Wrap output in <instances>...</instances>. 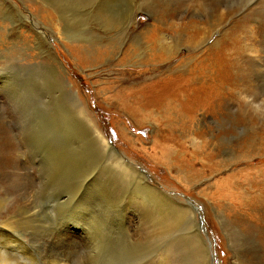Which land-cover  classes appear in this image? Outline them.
Here are the masks:
<instances>
[{"label": "rangeland", "instance_id": "1", "mask_svg": "<svg viewBox=\"0 0 264 264\" xmlns=\"http://www.w3.org/2000/svg\"><path fill=\"white\" fill-rule=\"evenodd\" d=\"M6 1L51 48L57 60L40 55L35 49L37 36L29 37L26 33L18 36L4 21L7 7L5 0H0V244H6L0 245V264H108L109 197L117 189L121 191L122 185L114 176L116 173H112L114 162L110 160L111 169L106 164L107 155L94 168L78 160L79 145L90 140L89 130L70 94L49 73V67L55 64L59 67V62L86 96L84 99L97 126L118 148L120 159L142 173L155 189L195 213L203 249L207 247L210 251L209 264H235L231 245L234 251L244 247L241 252L245 255L255 252V242L249 235L245 236L244 244L228 242L230 226L216 211L222 212L224 205L220 201L229 200L230 192L245 191L264 199V167L245 170L227 182L204 188L238 169L264 164V155H255L253 159L243 156L264 151V0H188L190 9L186 6L189 2L183 0H105L101 7L93 6L97 0H72L70 22L78 30L67 46L56 33L57 15L43 7L42 0ZM133 3L147 6V11L151 9L155 15L162 14V27L189 23L186 32L193 34L194 39L202 33V19L213 18L215 7L221 6L224 16L213 20L220 26L219 33H212L206 45L211 46L219 39V46L227 54L238 50L235 78L222 80L216 75L213 55L218 48L214 47L207 50L211 56L206 51L191 68L181 71L177 68L179 71L164 74V77L188 74L186 97L205 87L195 93H203L208 99L206 105L196 102L194 111L184 115L178 110L184 99L175 98V102L167 103L169 106L157 107L151 113L154 115L143 116L134 110L137 115L133 116L130 106L137 102L138 86L131 87L134 91L123 89L128 82L124 81L141 80L139 76L157 67L155 76L146 78V84L142 85L145 87L157 79L166 65L179 63L187 49L171 62L154 58L150 65L138 64L126 55H117L107 62V53L92 61L86 58L88 52L76 40L83 39L95 20L106 21L104 25L110 32L113 20L116 25L120 23L122 14L129 12ZM92 8L94 15L98 14L95 17ZM147 11H138L130 28L138 30L147 23L150 20ZM158 39L152 38L157 50ZM237 56L233 54L232 58ZM126 133L134 136V141ZM161 135L165 137L163 142ZM193 136L202 142L192 144L189 140ZM232 156L247 160L231 163ZM133 190L128 184L118 194H132ZM22 202L26 205L20 210L17 205ZM237 208L257 216L253 208H241L240 203ZM76 219L83 226L76 225ZM117 220L116 228H123L127 238L142 249L151 240L156 247L162 238L137 228L139 219L134 209L125 224ZM186 235V230L179 229L167 239L163 237L164 242L160 240L156 249L159 251L152 252L148 258L149 264H158L163 249L171 241L172 251L177 252L172 254L173 264L193 262Z\"/></svg>", "mask_w": 264, "mask_h": 264}, {"label": "bare ground", "instance_id": "2", "mask_svg": "<svg viewBox=\"0 0 264 264\" xmlns=\"http://www.w3.org/2000/svg\"><path fill=\"white\" fill-rule=\"evenodd\" d=\"M71 1L72 0H42V6L57 15L59 19L58 21L59 24L56 25V29H57L56 33L59 39H61L64 45L66 46L69 44V41L73 40L71 39V36L76 37V31L78 30L76 28L77 30L75 31V29L73 28L70 22L71 21L70 11L72 10L69 9L70 8L69 6ZM103 1L105 0H97L96 3L93 4V6H96L98 4L101 7V4L103 3L105 4V2ZM183 2H189V4H187L186 6L190 9L191 2L188 0H183ZM5 5L7 7V10H6V19L4 21L12 26L13 30L17 32L18 36L22 34L25 35V33L28 34L29 37H33V35L37 36L35 49L40 53V55L43 58L57 60V55L51 50L50 47H48V45H46L40 39V37L37 34H35L32 31V29L28 26V24L20 17V15L12 8V6H10V4L6 0H5ZM131 5L132 6H130V11L125 14H122L123 16L121 18H123V20L119 21L120 23L116 25V20H113V23L111 24L110 28H112L113 26L114 27L110 32H108L109 29H106L104 25L106 21L103 23L102 22L103 19H101V22L95 20L92 26H90V28L83 34L84 35L82 37L83 39L80 40L79 38L76 40L78 41V45H80L82 48L86 50V52H88L87 56L85 54L86 58H90L92 61L97 60L99 57L104 56L107 53L108 55L105 58L107 59V62L113 61L114 57H116L117 55H126L129 58H132L131 61H136V63L138 64L140 62L141 64L147 63L145 65H150L152 64V60L154 58L171 62V59H173L177 55H180L183 49H187L186 53H184L183 56L181 55V59L179 63L174 64L173 62V65L172 63H170L169 66L166 65L161 70V73L157 76V79L153 80L152 82H148V84L145 87L142 85L146 84L145 83L147 82L146 78L150 77L152 74H154L155 76L157 67H151V69L148 72H145L146 73L145 75L142 74V76H139L141 80L132 79V80L124 81V82L127 81L128 82L127 85L123 86L124 87L123 89H129L130 91H134V88L131 87L135 85L138 86L137 90H135L136 92L135 100H137V102L136 104L134 103L135 105L130 103L132 104L130 106V108L132 109L130 110V112L132 113L133 116L136 117L137 112H140V114L143 116H148L152 112H154V110L160 105L162 107V105L164 106V104H167L171 100H172L171 103L175 102L174 101L175 98H179V100L184 99L180 105L181 108L178 109L180 113L184 115L187 112L189 113L194 111L196 102L198 104V102L200 101L201 104L206 105L208 99H206V97L202 95L203 93L202 94L195 93L197 91L198 92L203 91L205 87L201 86V88H198L197 91H194L193 93L191 92L186 97L185 94H187L186 93L187 87L185 85L188 84L186 82L187 79L189 78L188 74L181 73L176 75L175 74L166 75L165 77L164 74L179 71L177 68H181L180 71L191 68L192 64L198 62L199 60L198 58L201 55H205V53L209 52L207 50H211V51L214 50V47L218 48V51H216L215 55H213V58H216L213 61L215 67L217 68L216 75L219 77V79L222 80L224 78H228L229 76L235 78V75L237 73L236 71H238V67H239L238 65L239 60L237 56L238 50L237 51L231 50V55L227 54L228 51L226 49H222L219 46V42H220L218 41L219 39H216L213 44L211 43L212 44L211 46L206 45L208 44L212 33L213 34L216 32L219 33L218 30L220 26L216 25V22H214L213 20H216L218 18L221 20V18L224 16L221 6L215 7L213 12V18L205 17L202 19L201 23L204 26L200 28L202 29L203 34L202 33L198 34L200 35V37L198 39H194L193 34L191 35V33L189 34L188 32H186V27L189 23H181V22L179 24L170 23L169 25H166L165 28V26L162 27V25L164 24L162 14L155 15L151 9L147 11L148 10L147 6L140 5L138 3L137 4L133 3ZM141 10L142 11L146 10L147 12L150 13V20L147 23L141 25L138 30H134L133 28H130V24L132 21H134L133 19L136 17L138 11ZM94 14H95V9L92 10V16L95 17L96 15H98V14L96 15ZM184 28L185 30H183ZM206 28L207 31H204V29ZM194 33H196V28ZM152 38H159L158 42L160 44L159 45L160 47H158V50L157 48L154 47L153 45L154 41L152 40ZM186 43L189 44L187 45ZM155 49L157 51H155ZM210 54L212 53L209 52V55ZM233 54H235L237 57L232 58ZM79 60H81V58H79ZM129 63L136 64L135 62H129ZM120 64L121 63L119 64L113 63V65H120ZM59 65H60L59 67L56 64L55 66H50L49 73L51 74L54 80H56L57 82L61 83L64 86V88L72 97L74 104H76L78 111L84 116L83 119H85L84 121L88 125L89 133L88 132L87 133L90 136V140H87L84 142V144L79 145V152H78L79 155L77 154V156L79 157L78 160L83 163L85 162L91 164L94 168V166H99L102 163V160L107 155L109 158H107L108 161L106 160L107 161L106 164H108L109 167L110 166L112 167L111 163L114 162L113 163L114 166L112 168L114 171L112 170L111 171L112 173L113 172L116 173V175L114 174L113 175L117 176V180L120 181V184L122 185V187L120 186V188H122L121 191H123L124 189L126 190L128 184L132 185V187L134 188L132 194L123 193L122 195H119L118 193L121 191L117 192L118 191L117 189V191L109 197L108 212L110 217L109 219L110 223L108 226L109 241L107 242L106 245L107 263L108 264H133V263L138 264L144 261L143 264H149L150 260L148 258H150L152 252L159 251L156 249H158V244L163 241L162 240L163 237L164 239H167L172 234H174L176 230L184 229L187 231V235L185 236L187 237V241H186L187 249L189 248V251L193 252V254L191 255L189 254V252H186L187 255L193 257V262H191L190 264H209L208 259H209L210 251H208L207 247L206 250L203 249L204 248L203 239L199 234L200 232H198L199 229L196 225V215L192 211V209L178 202L175 198L165 193H162L160 190L155 189L148 182V180L142 173H139L138 170L136 171L131 165L124 163L120 159L119 157L120 155L117 152L118 148L114 145V143H110L105 138L102 131L97 126L93 118V114L90 108L88 107L87 102L85 101L86 96L80 91V89H78V87H76L77 85L75 86L76 83L71 79V77H69L68 72L66 68L63 66V64L59 62ZM188 72L189 71H187V73ZM124 82L121 84H124ZM189 89H190V85H189ZM125 104L127 103L125 102ZM134 110L136 111V113ZM154 113L151 115H154ZM137 120L142 121V118L140 117L138 118L137 116ZM86 123L84 124L86 125ZM124 135L130 138V141H134L135 139L134 136L128 133ZM163 136L164 135H161L162 137L161 142H163V140L165 139V137ZM198 140L199 138L197 136H193L189 141L195 145L196 143H198L197 142ZM200 140L199 142L201 143L202 140L201 141ZM255 155L257 156L264 155V151L263 152L254 151L252 153L243 156H246L247 159H253ZM235 159H239V160H235ZM247 159L241 158L240 156H234V157L232 156L231 159L229 158L231 163L239 162ZM110 160L112 162H110ZM261 167L263 168L264 164L262 166H257V167H245L244 169L243 168L238 169L227 176L215 180L213 183L206 186L204 189L210 187L212 188L214 185H217L220 182L221 183L227 182L229 179H231L237 174L244 172L245 170H249L252 168H261ZM229 194H230L229 200L220 201V205H224V209H221L222 212H220V210L216 211V215L219 218L223 217L225 221L228 223L227 225L230 226V237L228 236V242L231 241L230 243L233 244L236 241L241 244H244L246 242L245 241L246 238L249 235L250 237L253 238V242H255L254 249L257 251V252L256 251L250 252L245 255V253L243 254V252H241V249H243L244 247H242L239 250L235 249L236 251H234L231 245V250H233L236 258L235 264H264V244H263L264 199L259 198L257 195H253L245 191H242L237 194L230 192ZM135 195H137V197H134ZM22 203H19L17 205V208L20 210L22 207L26 205L25 203L23 204ZM136 203H140L141 207H137ZM239 203L241 205V208H245V207L253 208V211L256 213L257 216L251 213H247L246 210L242 211V209L237 208ZM133 209L134 212L137 213V217L139 219L137 223L138 229L141 230L146 229L147 232L150 233V236H156L158 237V239L162 237L160 239L162 241L159 240L156 247H154V243H155L154 240H151L146 242L142 249L139 245L133 243L127 238L126 236L127 234H125L123 228L120 229L116 228L115 223L117 218L120 219L119 221L122 224H125L132 215ZM254 218H257V220H254ZM77 221L78 222H75L76 225L83 226V222L80 219ZM229 222H232V225H230ZM194 228H197L196 231L193 230ZM226 234L228 235V233ZM246 235L247 237L245 238ZM13 241H16V239ZM116 241L118 242V244H116ZM15 243L17 244V242ZM3 244H5V242L0 245ZM166 246L167 247L163 249V252L161 253V257L159 258L158 264H173L171 259L172 254H176L177 252L172 251V241L171 243H168ZM5 250L3 251L5 252ZM206 259L207 262L205 261ZM174 260H176V258Z\"/></svg>", "mask_w": 264, "mask_h": 264}, {"label": "water", "instance_id": "3", "mask_svg": "<svg viewBox=\"0 0 264 264\" xmlns=\"http://www.w3.org/2000/svg\"><path fill=\"white\" fill-rule=\"evenodd\" d=\"M202 223L204 224V221L202 220ZM211 244H212V242H211ZM213 245V244H212Z\"/></svg>", "mask_w": 264, "mask_h": 264}]
</instances>
